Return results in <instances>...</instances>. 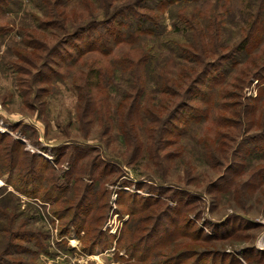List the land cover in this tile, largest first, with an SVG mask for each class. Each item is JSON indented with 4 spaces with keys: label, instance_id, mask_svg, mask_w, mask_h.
Instances as JSON below:
<instances>
[{
    "label": "trees",
    "instance_id": "1",
    "mask_svg": "<svg viewBox=\"0 0 264 264\" xmlns=\"http://www.w3.org/2000/svg\"><path fill=\"white\" fill-rule=\"evenodd\" d=\"M12 1L0 0L2 11ZM18 1L20 5L21 0ZM196 1L36 0L43 14V18L34 16L36 26L40 30H51L49 34L53 36V41L48 43L30 36L31 39L20 42L43 53L39 55L41 61L38 64L32 62V66L37 67L30 86L38 83L32 88L33 96L47 91L46 87L39 84L62 80L59 68L65 66L67 72L72 71L86 63L87 59L80 60L82 57L96 53L110 57L106 65L95 66L87 71L83 80L80 79L81 73L71 78V86L82 108L78 118L84 119L92 111L94 90L110 89L114 95V122L106 118L102 123L107 133L114 130L113 141L120 149L131 146L129 159L138 156L141 150L143 155L150 149L160 158L159 151L171 143V139L188 136L193 127L210 117L217 126L220 122H226L243 131L232 156L263 160L264 0H247L246 15L232 29L225 25L227 21L224 15L230 10V0H216L221 2V11L216 8L219 3L213 4L208 11L192 7ZM165 12L168 16H164ZM166 17L170 19L169 30ZM120 46L127 47L126 51L111 57L113 50ZM255 50L258 53H254L250 61L245 63ZM171 61L173 64L169 66ZM242 72L245 77H241ZM254 81L257 91L255 97L242 94L243 100H227L238 98V95L241 97L236 90L243 91ZM228 85H233L236 90H228ZM228 110L234 117L231 121L221 116V112L216 114V111ZM253 127H259V132H252ZM141 132L145 136L142 140ZM216 135L223 134L217 132ZM209 140L205 137L198 140L206 160L214 157L215 151L221 147L209 143ZM20 149L21 144L17 140H7L5 135L0 134V178L6 175L5 182L12 185L14 191L1 188L3 192L0 193V199H13L12 220L18 215L25 216L17 220L16 225L13 221H7L12 224L6 228H10V238L1 244L0 264H42L35 262V253L42 251L53 255V252L47 251L49 230L40 233L37 228L30 226L32 213L39 212L42 206H48L50 213L60 221L59 237L66 236L72 230L77 234L83 231L80 237L83 251L92 253L98 247L111 245L112 236L101 229V222L106 217V201L101 204L96 187L91 188L80 176L71 175L78 161L91 148L76 142L62 144L57 160L67 152L70 164V171L63 174L53 172V168L44 161H41V167L38 156L28 155ZM234 158H230L228 166L231 171L239 167ZM113 161L101 152L96 153L89 160V174L96 172L101 177L107 169L105 165L114 164ZM45 170L51 173L47 174ZM225 176L210 184V187L215 188L213 185ZM17 192L30 201L24 207L26 211L20 209L23 207L21 203L25 201H21ZM170 197L176 201L175 206L166 205L155 213V220L147 228L149 231L127 240L121 236L118 240L117 248L119 246L128 255L127 262L182 264L190 257L187 250L173 256L163 250L166 244L177 239L168 240V235L187 237L196 233L190 230L192 223L188 219L179 224L176 216L178 212H183V203L189 201L187 193L175 188ZM118 198L121 201L128 199L124 207L133 215L137 214L135 210L151 205L149 195L141 197L118 190ZM156 202L158 199L153 204ZM5 214L6 210L0 207V228ZM61 242L62 247L67 248L65 240ZM18 254L27 259L8 258L9 255ZM229 256L224 252L205 250L187 264H224ZM208 259L210 261L206 263Z\"/></svg>",
    "mask_w": 264,
    "mask_h": 264
},
{
    "label": "rangeland",
    "instance_id": "2",
    "mask_svg": "<svg viewBox=\"0 0 264 264\" xmlns=\"http://www.w3.org/2000/svg\"><path fill=\"white\" fill-rule=\"evenodd\" d=\"M221 2L198 0L192 7L208 11L213 4L219 3L216 8L221 11ZM229 2V14L228 12L224 14L227 21L225 25L232 29L246 15L248 1L230 0ZM2 6L0 5V119L6 124L8 132L0 134L5 135L7 140H17L21 144L20 150L28 155L35 154L40 158L38 164L41 167H43L41 161H44L53 168V172L58 174L70 171L67 152H64L59 161L57 160L58 150L62 144L76 142L90 147L91 151L78 161L77 168L71 175L80 176V179L85 184L91 185V188L96 187L101 204L106 201V217L101 222V229L112 236V244L108 247H98L92 253L85 252L82 250L80 241L83 231L77 234L72 230L66 236L59 237L60 221L50 213L48 206H42L39 212L32 213L33 221L30 226L37 228L40 233L45 229L49 230L47 251L53 252V255L42 251L37 252L34 254L35 262L131 264L127 262L128 255L125 251L119 246L117 248L118 240L121 236L127 240L129 237H138L149 231L147 228L155 220V213L161 208L164 209L166 205L175 206L176 201L170 196L172 190L180 188L187 193L189 201L183 203V212L181 214L178 212L176 216L179 224L188 219L192 223L190 230L193 229L196 233L187 237L168 235L166 237L168 240L177 239L163 248L167 254L173 256L187 250L190 257H187L182 264L189 263L199 252L205 250L230 255L224 264H228L229 260L230 264H264V172H260L264 170V159L255 161L252 158L240 159V157L232 156L237 142L243 135V131H240L238 126L228 125L226 122H220L217 126L209 117L207 121L204 120L200 125L193 127L188 136L171 139V143L159 151L160 158L150 149L143 155L141 150L138 156L129 159L131 146L120 149L119 145L113 141L114 130L107 133L104 130L105 124L102 123L106 118L114 122L112 114L115 105L112 91L110 89L94 90L92 111L84 119H79L78 114L82 112V108L71 86L72 77L80 76L81 73L80 79L83 80L87 71L96 68L95 66L104 67L110 57L90 53L80 59H87L86 63L73 68L72 71L67 72L65 66L59 68L62 80L39 84L46 87L47 91H41L37 97H34L32 88L35 87V83L32 86L30 83L37 66H32V62L38 64L41 61L39 55L43 53L35 48L24 46L20 42L33 37L35 40L51 43L53 41V36L49 34L51 30H40L36 26L34 16L39 15L43 18L36 0H21L20 5L19 1L14 0L4 11ZM167 14L165 12L164 16H168ZM166 18L167 30H169L171 29L170 19ZM262 46L258 48L262 49ZM126 49L125 46L117 47L110 56L122 55ZM254 53L258 52L256 50L251 52L244 62L248 63ZM173 61L175 62V59ZM173 61L169 66L173 64ZM238 71L239 68L236 72ZM243 72L241 77H245ZM252 84L243 91L228 85L226 87L228 90H236L241 97L238 95V98L227 100H234L233 102L243 100L242 94L255 97L257 93L255 81ZM220 112L227 121L234 119L229 110L216 111V114ZM259 130V127L251 129L252 132H259ZM15 131H18L20 139H17L15 134L9 133ZM217 132L223 135L218 136ZM201 137L210 138L209 143L221 146L215 151V156L209 160H206L201 153L202 149L198 141ZM143 138L145 136L141 132L140 139ZM105 140L108 142L105 143ZM98 152L114 160V164L105 165L107 169L103 171L104 174L101 177H98L100 173L89 174V160ZM99 156L101 157V154ZM232 157H235L234 159L239 163L236 171L228 168ZM49 173L51 172L48 171L47 174ZM224 174L226 176L213 185L215 188H211L210 184L219 180ZM5 177L6 175L0 178V193L3 192L1 190L3 187L6 191L14 192L12 185L5 182ZM116 178L117 181H115ZM118 190L141 197L149 195L151 205L142 210H135L137 214L133 215L124 207L128 199L124 198L121 201L118 198ZM19 196L22 202L25 201L21 203L23 207L20 209L26 211L27 208L24 207L30 201L23 195ZM156 199L158 202L153 204ZM13 206L12 198L0 199V207L6 210L5 220H1L0 249L1 244L10 238L8 237L10 228H6L12 224H8L7 221H13L16 225L17 220L20 221L25 217L18 215L12 220ZM103 211H105L104 208ZM25 213L28 214V212ZM138 216L141 217L137 218ZM98 225L99 222L96 226ZM61 240H65L67 248L62 247ZM20 245L23 246V244ZM9 256L11 260L27 259L20 254ZM209 261V259L206 260V263Z\"/></svg>",
    "mask_w": 264,
    "mask_h": 264
},
{
    "label": "built area",
    "instance_id": "3",
    "mask_svg": "<svg viewBox=\"0 0 264 264\" xmlns=\"http://www.w3.org/2000/svg\"><path fill=\"white\" fill-rule=\"evenodd\" d=\"M7 126H6V124H4L3 123V120H1L0 119V133H4V132H8V130H7V128H6ZM10 134L12 133V134H15L16 136V138L18 139H20V137H18L19 136V133H18V131H15L14 133L13 132H9Z\"/></svg>",
    "mask_w": 264,
    "mask_h": 264
}]
</instances>
